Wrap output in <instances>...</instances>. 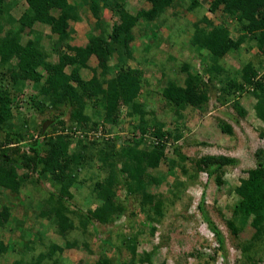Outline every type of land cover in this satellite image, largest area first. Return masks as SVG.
Segmentation results:
<instances>
[{
    "label": "trees",
    "instance_id": "obj_1",
    "mask_svg": "<svg viewBox=\"0 0 264 264\" xmlns=\"http://www.w3.org/2000/svg\"><path fill=\"white\" fill-rule=\"evenodd\" d=\"M24 1L27 9L16 18L9 11L10 0H0V196L6 194L3 191H9L18 204L27 206L32 202L27 198L31 194L26 193L27 199L24 200L21 198V191L28 185L38 186L40 182L49 181L57 192L47 190L43 194L46 195L45 201L37 208L42 218L52 219L59 235L66 242L65 238L71 231L79 229L81 234L88 232L90 225L95 226L94 219L106 223L111 220L110 217L115 219L118 214L125 213L126 204L119 199L117 192L125 188L127 200L135 196L139 198L136 205L140 207L147 221L146 224H138L136 213H130L129 220L133 228L130 237L134 236L138 241L142 235L154 237L158 226L164 222L166 212L165 201L162 198L157 199L147 190L148 181L152 179L148 170L155 171L159 168L168 147L173 144L177 155L172 161L173 166L187 158L180 154L181 146H176L183 137L181 125L174 130H166L165 122L161 118L159 120L154 112L146 111L137 101L144 87L143 75L140 70L132 69L129 62L134 57L135 48L132 43L136 39L135 28L142 23L153 26L160 15L168 8L177 6L178 1L147 0L150 8L140 10L134 15L126 9L125 1L91 0L89 8L97 20L101 18L100 9L111 8L120 17V23L114 24L109 39L101 35L94 36L84 47L70 44L69 21L74 11L68 0ZM198 5L199 0H193L189 11L192 12ZM209 9L213 13L221 11L229 15L240 24L245 33L236 39L227 27L214 26L206 17L199 20L201 23H196L190 34V49L198 50L202 56L204 74L194 71V68L192 71L191 65L184 62H181V68H167L169 63L172 65L175 62L171 56L170 59L162 61L164 67L159 70L163 74L179 71H176L175 79L168 78L170 81L166 86H161L156 95L168 103L166 105L172 118L180 119L189 108L202 109L208 106L211 100L209 86L212 85L221 94L219 99L223 104L232 102L238 114L245 117L246 110L241 106L239 96L241 92L248 90L257 101L254 107L256 115L264 123V74L259 75V69L252 62L239 75L227 64L230 54L239 51L246 42L250 43V49L257 46L264 55V0H213ZM39 25H46L50 29V36H57L52 47L53 53L58 57L56 63L48 60L44 47L37 46L35 41L30 39L23 43L26 31L29 30L31 35L37 33L35 28L40 29ZM161 27V24L158 25V32ZM91 57L97 58L103 74L100 77L95 74L87 79L82 76L81 71L88 68ZM112 60L116 63L114 77L108 79L109 63ZM182 73L185 74L183 86L179 85ZM205 76L208 77L207 80ZM27 83H32L38 90L39 100L34 98V107L40 114L50 115L46 122L51 121L53 126L64 128V119L69 117L73 122L71 136L50 135L44 133L41 126L37 127L40 138L27 142L32 123L22 119L16 123L14 115L20 113V108L16 105L13 107L15 97L22 93ZM247 86L252 89H247ZM121 105L128 106L129 115L138 122L134 129L143 134L137 137L136 142L133 138L129 140L127 150L121 141L116 142L122 140V137H115V143H109L111 149L110 154H107L97 148L104 145L99 143L102 136L99 118L105 117L111 124H117V111ZM150 115L151 118L148 119ZM219 123L223 134L234 136V129L230 124L224 120ZM147 128L154 134L151 142L150 137L146 136L149 130ZM90 132L95 133L97 138L90 137ZM23 148H27V151ZM256 158V169L248 171L247 177L235 188L240 200L235 206L234 218L227 223L235 238L239 231L248 226L254 228L255 236L242 247L244 257L252 260L260 255V244L264 245V149L256 152ZM124 159L123 166L120 167L118 162ZM100 162L102 167L98 164ZM237 164L238 160L235 158L208 155L196 161L195 169L197 173H207L210 178L216 175L217 183L221 185L220 176L224 170ZM182 170L189 175L188 170ZM103 171L109 172L108 175L103 174ZM88 175L93 176L89 181L86 180ZM190 177L195 178V175ZM88 184L90 185L87 186ZM73 188L79 194L89 191L90 198L99 203L97 210L89 214L83 213L79 208L77 212L72 210L69 201L73 198ZM203 200L198 205L199 212L216 236L219 244L216 251H222L226 255L225 238L209 218ZM12 212L11 205H3L0 211L1 228L9 223ZM76 216L79 218L80 227L74 221ZM94 231L98 232L97 226ZM130 237H125L122 243H125L130 252L131 261L128 264H154L152 252H141L139 245H132ZM102 242L113 247L109 239ZM66 244L69 249L77 246V242H68V239ZM85 245L88 247L86 241ZM52 248L51 255L63 250V247L56 244ZM8 253V246L0 240V256ZM44 258L45 254L40 253L37 258L33 257L32 260L36 263L32 264H41ZM256 261L258 260H253L254 263ZM92 264L113 262L100 260Z\"/></svg>",
    "mask_w": 264,
    "mask_h": 264
},
{
    "label": "rangeland",
    "instance_id": "obj_2",
    "mask_svg": "<svg viewBox=\"0 0 264 264\" xmlns=\"http://www.w3.org/2000/svg\"><path fill=\"white\" fill-rule=\"evenodd\" d=\"M180 1L181 0L177 2V7L168 8L166 14L167 20L166 18H161V29H169V31H166L165 35L171 36L172 34L178 33L176 36L183 37L184 35L188 36L190 32L194 31L193 25L191 24L186 27L183 22L184 28L178 25L180 23L178 17L179 13H181V18L191 14L194 21L195 18H198L202 14L212 22L214 26L227 27L231 35L236 39L245 33L241 30L240 24L229 15L221 11L218 13L210 11L209 8L213 0H199V5L202 8L199 11L196 10V12H190V7L183 8L184 6L180 5ZM184 1H186L187 4L189 1L193 2V0ZM10 3L11 7L9 11L16 18H19L27 9V4L24 0H10ZM179 7L181 8L178 11L177 9ZM107 20L112 24L111 30L114 24L119 23L118 16L115 14L114 18L108 15ZM199 22L201 23V21H198V23ZM8 28H10V26H8ZM91 28V26H87L86 30L88 35L83 33L82 29L78 32L82 33L81 35L78 33L77 35L75 34L77 43L83 45V40L91 38V35L96 36L95 34H102L100 28ZM35 29L37 33L32 35L29 33V30L26 31V34L23 36V43L30 39L35 41L37 46L44 47L43 50L47 53L49 61H57L58 57L52 51L54 42L57 41V36L54 34L50 36L49 28L47 29L48 35L42 29ZM180 30H182V32ZM135 33L137 34V30H135ZM41 34H43V37H41ZM176 36L173 35V37ZM186 36L183 38L185 39ZM183 38L178 44L175 43L174 39H170L169 41H173L176 46L179 45L184 47ZM74 39L73 37L70 38V44L75 45V42H72ZM249 46L250 43L246 42L239 51L230 54L227 58L228 67L232 68L231 70L239 75L243 68L248 63L252 62L259 69V75H263L264 55L259 52L257 46H253L251 49ZM134 48L138 47L135 46ZM189 53L188 65H191V70L193 71L195 69L194 71L198 70L204 74L203 68L205 65L202 56L199 55V51L196 50L195 54L191 56V53ZM91 60L94 62V68L97 72L95 73V71H93L91 73L89 71L90 67H88L85 70V75L91 78L93 74L94 76L96 74L100 77L102 71L99 69V61L95 57ZM155 65L156 69H160L162 61H155ZM193 65L196 66L193 67ZM132 66L135 67L136 65L132 64ZM147 75L148 74H145L147 78L146 81L143 79V91L137 101L142 104L146 111L154 112L155 115L159 116V120L161 118V121L165 122L166 130H174L178 125H181V135L183 137L176 146H181L180 154L187 158V160L178 162L173 166L172 161L177 157L173 150L175 144H173L168 147L166 157L160 162L159 168L155 171L148 170L152 177V179L148 181V192L154 194L157 199L162 198L165 201L164 208L166 217L164 222L158 226L157 234L154 237L142 235L139 241L134 236L130 237V234L133 232L129 220L130 213H136V223L138 224H146L147 221L140 207L136 205L137 199L139 198L135 196L127 200L126 189L124 188L117 192L119 199L123 201V204H126V212L118 214L115 219L110 217L111 220L106 223L94 219L95 226L93 225L94 227H92V225H90L89 231L85 234H81L79 229L71 231L70 234H67L66 238H64L66 242L67 239L68 242H77V246L69 249V247L66 246L65 240L59 235L57 227L54 222H52V219L48 220L39 215V208L37 207L46 199V195L43 194L47 190L57 192V189L55 190L54 186H52L49 181H43L40 182L38 186L28 185L27 188L25 187L26 189L24 188L21 191V198H24V200L28 198V200L32 201L31 204L27 206L18 204L17 199L14 198L15 196H10L9 191L5 190L4 192L2 190L3 193L6 194L0 196V211L4 204H8L13 208V212L6 227H0V240L8 246L10 251V253L0 256V264H19V262H21V264H32V262H34L32 260L33 257L36 256L37 258L40 253L45 254V258L42 259L43 261L41 264H92L100 260H106V262L111 261L113 264H128L131 261L130 252L129 249H126L125 243L122 245L125 237L132 238V245H139V250L141 252H152V261L154 264H264L263 244L259 246L261 249L260 255L253 259L258 260L255 263L252 259H246L243 255L242 247L245 243H249L255 236L254 228L248 226L245 230L239 231L237 238H235L227 225V223L234 218L235 206L240 200V197L235 192V188L239 186L242 179L247 177L248 171L256 169V152L259 149H264V135H262L264 134V123H262L256 115L254 108L257 102L256 99L248 90L241 92L239 100L241 106L246 110V116L241 117L234 108L232 102L223 104L220 101L219 98H221V94L214 90L211 85L209 86L211 90V100L208 106H204L202 109L189 108L184 112V117L174 119L166 105L168 103L156 95V92L161 88L160 84L149 86V83H152L154 79L147 77ZM162 79L165 80L164 76H162ZM205 79L207 80L208 77L205 76ZM160 80L158 79V81ZM217 86L220 87V85ZM103 88L107 87L103 86ZM246 88L252 89L248 88V86ZM35 97H39L38 90H36L32 83H27L22 93L15 97V103L13 104V107L16 105L20 108L18 110L20 113L14 115L16 123L21 121L20 119L28 120L32 123V130L27 136V142L35 140V136L40 138L37 127L43 126L50 116L47 113L40 114V112L36 110L34 107L36 100L33 101ZM37 100H39V98ZM117 116H119L117 124H111L110 121H106L105 117L99 118V127H101L100 130L102 131L99 143H104V145L101 144V146L97 148L103 150L107 154H110L109 149H111L109 143H115V137H122V140H117L116 142L119 143L121 141L124 144L125 150H127L129 140L133 138L136 142L137 137L143 134L137 131L138 129H134L135 124L138 122L129 115L128 106L121 105L117 111ZM147 118H151V115ZM64 120L66 122L64 128L56 125L53 126L51 123L47 127L45 133H49L50 135L69 134L71 136L73 132L71 129L73 122L69 120L68 116H66ZM220 120H224V122L233 127L235 133L233 137H229L228 135H224V139L220 137ZM211 132L217 134L213 135ZM90 133L93 134L92 138H97L95 133ZM153 135L151 129L146 132L147 138L150 137V142ZM170 143H172V141H170ZM120 147L121 145L119 148ZM23 150L27 151V148H23ZM208 155L228 156L238 160L237 166L226 168L223 174L221 176L219 175L222 178L221 185H218L216 175L210 178L207 173L203 171L197 173L195 169L197 168L196 161ZM124 161L125 159L118 162L120 167L123 166L122 163ZM98 164L102 167V162ZM183 168L188 170L189 175L183 173ZM20 173H22V171H20ZM102 173L107 176L109 172L103 171ZM190 175H195V178L190 177ZM88 177L89 178L86 179L87 181L93 178L92 175H88ZM89 185L90 184L87 186ZM77 191L76 188L71 190L73 194V198L69 201L71 209L77 212L79 208V210L85 214L95 212L99 203L90 198L88 195L89 191L85 190L84 193L81 194ZM29 192L31 195L27 197L25 194ZM202 200L204 201V207L209 218L216 224L225 238L226 255H224L222 251H216L217 248H219L216 236L204 221L198 209V205ZM74 219L77 227H80L79 218L76 216ZM96 226L98 232L94 231ZM105 239H109L113 247L105 245L102 242ZM85 241L88 243V247L85 245ZM53 244L63 247V250L61 249V251H58L55 255H51ZM34 263H36V261Z\"/></svg>",
    "mask_w": 264,
    "mask_h": 264
},
{
    "label": "crops",
    "instance_id": "obj_3",
    "mask_svg": "<svg viewBox=\"0 0 264 264\" xmlns=\"http://www.w3.org/2000/svg\"><path fill=\"white\" fill-rule=\"evenodd\" d=\"M122 1H125V3L127 4L126 9L134 15H136V13L140 10H147L150 8V4L147 2V0H121L120 2H122ZM177 1H179V0H177ZM90 3H91V0H68L69 6L71 7L72 11H74V14L71 13V20L69 21L70 29L72 28V33H71L72 36L71 37L75 38L72 41V42H75V45L71 44V46L84 47L88 44V42L91 38L83 40L84 44L81 45V44L77 43L76 36H75V34L77 35V33L81 31V29L83 30V33L88 35L87 30H86L87 26H91L92 27L91 29H93L94 27L97 29L100 28V30L102 31L101 36H104L106 38H108V36L111 32L110 30H111L112 24H110V22L107 20V17H108V15H110V16H112V18H114L115 12H113L111 8L100 9L99 12H100L101 18H99V20H97L94 17V15L92 14V12L90 11V8H89ZM190 3L192 4V1H189L188 4L184 0L180 1V5L184 6L183 8L190 7L191 6ZM189 4H190V6H189ZM175 7H177V6H175ZM180 8L181 7H179L177 10L179 11ZM201 8L202 7L200 5H198V7L196 9H194L192 12H194V11L196 12V10L199 11V10H201ZM167 12H168V10H166V12L164 14L160 15L161 17L159 18L158 21L154 22L153 26L149 25V24L145 25V23H142L137 28H135V30H137V34L135 33L136 39L132 43V46L133 47L137 46L138 48H135L133 60H130L129 65L130 66H132V64L136 65L135 67L132 66V69L140 70L142 72L143 79L145 81L147 79L145 77V74H148L147 77L154 79V81L152 83L151 82L149 83V86H152V85L156 86L158 83L160 84V86H166V84L170 81L169 79H171V80L175 79L176 78L175 73H176V71L177 72L179 71V70H174L173 72H167V73L163 74L159 69H156L155 61L168 60V59H170L171 56H173V58L175 59V62L172 65L169 63L168 64L169 66L167 68L173 67L174 69H178L179 67L181 68V66H180L181 62L188 63L189 50L191 53V54L189 53L190 56L194 55L195 51H196V50L194 51L193 48L190 49V34H191V32L188 34V36L184 35V36H186L185 39L183 38L184 36L183 37L182 36L172 37L173 35H171V36L165 35L166 31H169V29H167V28H166V30L161 29V31L158 32V25H160L161 18L163 17L164 19L166 18V20H167V15H166ZM180 14L181 13H179V16L178 15L177 16L179 17V21H180V23L178 25L181 26V28H184L183 22L185 23L186 27H188L190 24L194 26V25H196V23H198L199 20H201L205 17L204 15L201 14V16H199L198 18H195V21H194V19H192L191 14H189V16L187 15L184 18H181ZM118 20L120 23V17L119 16H118ZM168 25H172V24H168ZM39 28L42 29L46 34H48L47 33L48 27L46 25H44V26L39 25ZM135 30H134V32H135ZM180 31L182 32V30H180ZM78 34L81 35L82 33H78ZM95 35L99 36L100 34L99 35L95 34ZM91 36L94 37V35H91ZM182 38L184 40V47H181L179 45L176 46L175 43L178 44V42L181 41ZM170 39H174L175 43L173 41H169ZM137 42H139V43H137ZM157 45H159V46H157ZM149 46L151 47V49H149ZM158 54H159V56L157 57ZM199 55H200V53H199ZM197 56H198V54H197ZM91 59H90V62L88 64V67H90L89 71L91 73L93 71H95V73H96L97 70H95V68H94L95 65L93 64L94 62ZM57 61H58V59H57ZM57 61H53V63H56ZM97 65H98V61H97ZM115 65H116L115 60H112V62L109 63L110 67H109L108 71L110 69L111 70L109 71L110 75L107 76L108 79H111L112 77H114ZM161 67L163 68L164 64ZM85 70L86 69H83L81 71L82 76L90 79V77H87L85 75ZM162 76H164L165 80L162 79ZM184 76H185V74L182 73L181 77H180V79H182V80L179 82V85H181V86H183ZM158 79L159 80L162 79V80L158 81ZM211 133H213V135L217 134L215 132H211ZM224 135L225 134H223L221 132L220 137L223 138Z\"/></svg>",
    "mask_w": 264,
    "mask_h": 264
},
{
    "label": "water",
    "instance_id": "obj_4",
    "mask_svg": "<svg viewBox=\"0 0 264 264\" xmlns=\"http://www.w3.org/2000/svg\"><path fill=\"white\" fill-rule=\"evenodd\" d=\"M52 122H45L43 125V132H46L47 127L51 124Z\"/></svg>",
    "mask_w": 264,
    "mask_h": 264
},
{
    "label": "built area",
    "instance_id": "obj_5",
    "mask_svg": "<svg viewBox=\"0 0 264 264\" xmlns=\"http://www.w3.org/2000/svg\"><path fill=\"white\" fill-rule=\"evenodd\" d=\"M92 136H93V134H90V137H92ZM35 138H36V139H39V137H38V136H35Z\"/></svg>",
    "mask_w": 264,
    "mask_h": 264
}]
</instances>
